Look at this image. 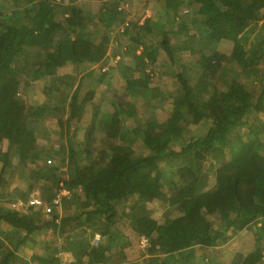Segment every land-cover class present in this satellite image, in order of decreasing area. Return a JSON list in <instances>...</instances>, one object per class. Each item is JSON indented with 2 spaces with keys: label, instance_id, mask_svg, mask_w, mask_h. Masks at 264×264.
<instances>
[{
  "label": "trees",
  "instance_id": "16d2710c",
  "mask_svg": "<svg viewBox=\"0 0 264 264\" xmlns=\"http://www.w3.org/2000/svg\"><path fill=\"white\" fill-rule=\"evenodd\" d=\"M64 1L0 0V222L11 227L13 245L0 239V264L19 263L18 245L40 233L54 236L44 264H60L59 250L82 264H264V30L247 39L249 27L264 26V0H154L163 8L158 19L127 22L120 32L128 43L114 69L124 100L110 98L102 126L95 117L83 124L94 104L93 89L80 93L81 80L123 21L126 0ZM69 61L78 73L89 69L74 88L76 76L56 73ZM153 65L174 93L150 85ZM38 80L44 97L29 103L21 83ZM138 96L152 101L140 117ZM165 106L161 117L156 109ZM47 120L66 129L57 155L37 142ZM188 125L205 129L184 139ZM63 188L69 194L49 215L41 206H11L34 191L50 204ZM119 217L147 239L139 254ZM243 231L253 248L218 259L217 247Z\"/></svg>",
  "mask_w": 264,
  "mask_h": 264
},
{
  "label": "rangeland",
  "instance_id": "374dc122",
  "mask_svg": "<svg viewBox=\"0 0 264 264\" xmlns=\"http://www.w3.org/2000/svg\"><path fill=\"white\" fill-rule=\"evenodd\" d=\"M14 1H18L19 0H14ZM78 2L80 0H77ZM71 1H64L63 2V6H67ZM96 2V1H95ZM89 3L92 4L94 3L92 0L87 1V4ZM120 8H122L123 12H124V17H123V21L116 26L110 33L109 37V46L111 48L110 52L112 53V57H110L107 61L108 64H106V66L104 67V69L108 72V73H113V68H116V65L121 62L123 60H121V54L122 51L126 45V43H128V39L127 36H123L120 35V31L119 29L124 26L127 22H133L134 20H138L139 23L142 22V20H144V18L146 17H155L157 18L158 15H161V13L163 12V8L160 7V1H154V0H126L123 1L120 4ZM179 12L181 14H186L188 12V7L184 6L182 3L179 5ZM158 19V18H157ZM161 22H158L159 27H163L165 26V22H164V18L160 19ZM189 24V23H188ZM262 21L257 22L256 24L252 25L251 27H249L247 29V39L248 41L251 43L253 42V36L256 32H259V30H264V26L262 25ZM168 29H170L171 31L173 30V25H166ZM158 27V26H157ZM264 32V31H263ZM96 37H99V34H96ZM154 42H157L160 39V35H157L153 38ZM219 48L222 50H229V45L227 44H220ZM161 53V51H160ZM182 59H189L187 55H183ZM121 60V61H120ZM126 60V58L124 59ZM155 66L153 65L152 67H150L148 70H150V75H151V81H150V85L151 86H159L163 92L165 94H170V93H174L175 92V85L172 86L171 84V80L170 79H166L163 78L161 76V74H158V69L155 68ZM33 83V84H32ZM31 84H29L28 86H26V83H21V91H20V96H22L27 102L29 103H38L41 102V100L43 99L44 95L41 93V82L40 80L38 81H34ZM90 83L89 80H85L84 82V86L83 89L88 86L86 85ZM92 86H93V95L92 93L89 94L91 96V101L90 103L92 104H100L102 109H113L112 105H108L107 103L104 102V99L106 98H110V96L112 94H114V96H118L120 98L123 99L124 97L122 96L123 94V90H124V86H125V82L123 81L121 84H114L110 81V83H101V84H97L94 85V82L92 81ZM81 93V92H80ZM82 96V95H81ZM126 100H129L130 98H125ZM124 100V99H123ZM136 102H138L136 104V117L139 116L144 113V111H147L148 109H150L151 106V98H147V97H135ZM99 102V103H98ZM128 103L125 102V108H128ZM166 106L165 107H159L156 109L157 113L160 114L161 117H163L165 115V110H166ZM90 111H87L86 114L83 117V123L85 122V120L87 118H89L90 116ZM105 120V119H102ZM49 121V123L47 122ZM46 121V128H44L42 130V136H38L37 138V142L40 145H44V144H50L53 148V153L56 154L57 149H59L61 143H64L67 141V135H66V129H61L60 131L58 130L59 125L56 123V121H50L47 120ZM130 121V119L128 120ZM204 125H188V127L186 128L184 134H183V138L187 139L190 137H198L200 134H202L204 132ZM59 131V134L57 133ZM44 133H48L49 136L45 137ZM76 142V141H75ZM80 147V146H79ZM6 145L3 144L2 145V149H5ZM57 155V154H56ZM51 162L50 163H54L56 162L55 158H50ZM161 169L163 171L166 170L165 164H161L160 165ZM158 203L153 202V206H155V208L158 207L157 205ZM157 206V207H156ZM58 211H60L58 209ZM162 208L156 209V211L154 212V215L156 217H158V219L161 220L162 218ZM118 226L121 229L122 233L124 234V236L128 237V240L132 243L131 247V252L134 254H139L143 249H146L147 246V242L142 243L140 240V237H137L135 234H133L129 228V226L126 224L125 219L123 217H119L118 218ZM100 238V236H99ZM254 245V240H253V236L247 232V231H243L240 234H237L235 236H233L232 238H230L226 243H223L221 245H219L217 247L219 251H217L216 254L218 259H230L231 256L235 253V252H242V253H248ZM197 259L196 262H198V260L200 258L203 257L202 253H198L197 255Z\"/></svg>",
  "mask_w": 264,
  "mask_h": 264
},
{
  "label": "crops",
  "instance_id": "0c3cea01",
  "mask_svg": "<svg viewBox=\"0 0 264 264\" xmlns=\"http://www.w3.org/2000/svg\"><path fill=\"white\" fill-rule=\"evenodd\" d=\"M110 50H111V48L108 44L104 49V53L102 55L101 60L98 63L91 65V67L89 68L92 72L90 77L89 76L84 77L85 79L83 78V80H81V76L89 69L83 70L84 73H82V72L78 73L80 71V67L77 64H74L72 61H69L64 65H60L57 68L56 73L60 76H67V75L76 76L74 78L73 88L76 86L78 81L81 80V83H82L81 93L84 91H87L89 88L93 89V86L91 83L92 81L94 82V85L101 84V83H108V82L110 83V81L116 85L121 84L124 80L121 76L118 75L119 73L117 70H115L113 68L112 69L113 73H108L107 72L108 70L102 71V68H104L106 66V64H108L107 60L110 57H112V55H111L112 53L110 52ZM86 79L89 80L90 83L89 84L86 83V85H88V86L86 87V89L85 88L83 89L84 82ZM93 93H94V91H93ZM93 93H92V95H93ZM82 96H83V94H82ZM111 97H113V99L116 98V102L119 103V97L118 96L116 97V96H114V94H112L110 96V98ZM110 98L104 99V102L107 103L108 105L112 104V102H110ZM90 104H92V103H90ZM100 104H101V102H100ZM100 104H96L97 105L96 108L98 107L97 111L94 109V107H95L94 105H92V106L87 105L86 112L90 111V113H89L90 116H89V118H87L85 120V122L83 123L84 125H88L91 122L93 117L96 118L95 123L97 125L102 126L104 124L103 123L104 120H102V119L105 118L104 116L106 115L108 110L102 109ZM86 112H85V114H86ZM10 228L11 227L8 224L0 222V239L3 241V246H5L7 248H12V246H13L12 243H10V241L7 240V237H6V235L9 234ZM53 237L54 236L51 233L33 234L24 243L19 244L18 248L16 249V253L18 254V256L21 260L17 264H44L43 263L44 259L49 258L55 252V245L54 244H51L49 242L45 243L46 240H51V239H53Z\"/></svg>",
  "mask_w": 264,
  "mask_h": 264
},
{
  "label": "built area",
  "instance_id": "2783aa9c",
  "mask_svg": "<svg viewBox=\"0 0 264 264\" xmlns=\"http://www.w3.org/2000/svg\"><path fill=\"white\" fill-rule=\"evenodd\" d=\"M123 26L119 29V31H123ZM105 70L102 68V71ZM47 163H50V160H47ZM69 194V191L67 189H61L56 196L52 199L50 204L43 203L40 197L38 196V191H34L29 193L28 197L26 200L22 199H17L16 201L12 202L11 206L13 208H18V207H42L43 212L46 214H50L52 210H57L60 208V203H61V198L63 196H66ZM140 240L142 243L147 242V239L144 236L140 237ZM99 241V234H95L92 243L97 244ZM56 256L59 259L60 264H82L78 263L76 259L70 254L69 252L59 250L56 254Z\"/></svg>",
  "mask_w": 264,
  "mask_h": 264
},
{
  "label": "clouds",
  "instance_id": "9594fccd",
  "mask_svg": "<svg viewBox=\"0 0 264 264\" xmlns=\"http://www.w3.org/2000/svg\"><path fill=\"white\" fill-rule=\"evenodd\" d=\"M16 201V200H15ZM59 209V208H58ZM58 209H57V211H58ZM97 234V233H96ZM95 235V234H94ZM94 237V236H93ZM93 239V238H92Z\"/></svg>",
  "mask_w": 264,
  "mask_h": 264
}]
</instances>
